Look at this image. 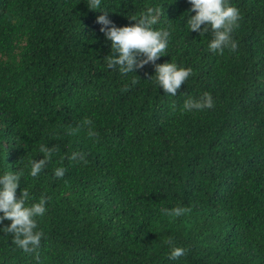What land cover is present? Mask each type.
Here are the masks:
<instances>
[{"label": "trees", "instance_id": "1", "mask_svg": "<svg viewBox=\"0 0 264 264\" xmlns=\"http://www.w3.org/2000/svg\"><path fill=\"white\" fill-rule=\"evenodd\" d=\"M229 2L236 47L221 53L188 29L190 0H102L117 26L159 10L155 63L192 69L172 95L153 62L107 67L118 53L89 0H0V172L22 173L26 203L46 198L40 244L0 232V264H264V0ZM205 91L211 107L184 108ZM41 143L54 151L33 177Z\"/></svg>", "mask_w": 264, "mask_h": 264}, {"label": "clouds", "instance_id": "2", "mask_svg": "<svg viewBox=\"0 0 264 264\" xmlns=\"http://www.w3.org/2000/svg\"><path fill=\"white\" fill-rule=\"evenodd\" d=\"M101 2L102 0H89L88 8L100 10ZM190 10H194V14L186 13L188 29L200 34L211 30L212 38L208 42L210 50L222 53L225 47L233 49L236 47V41L232 39L231 34L238 27L240 12L235 4L230 3L229 0H190ZM100 11L101 14L96 17L100 31L110 41L111 50L118 53L107 55V67L118 66L119 71L126 74L153 62L156 84L166 93L175 95L192 69L170 60L155 63L158 57L166 53L170 38V30L167 27H154L159 21V10L151 6L146 7L138 16L132 18L137 21L136 23L122 26H117L111 21L105 10ZM212 103L211 94L205 91L200 100L192 98L185 100L184 108L211 107ZM39 151L43 156L39 159L33 158L30 163L28 174L33 177L42 171L51 158L54 147L41 143ZM78 155L83 159L82 154L72 153L73 158ZM64 171V168L57 167L55 175L63 176ZM21 175L22 173L11 170L0 172V221L10 220L6 225L0 224V232L13 234L12 239L15 244L25 252H31L40 244L43 235L42 230L37 228L35 218L45 213L46 198L41 196L30 204L26 203L29 199L27 188L20 189V195L17 196L16 190L20 185ZM175 211L179 213L180 209L177 208ZM169 244L170 258L175 259L184 253L185 249L182 246H172L171 237Z\"/></svg>", "mask_w": 264, "mask_h": 264}]
</instances>
